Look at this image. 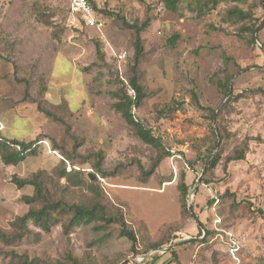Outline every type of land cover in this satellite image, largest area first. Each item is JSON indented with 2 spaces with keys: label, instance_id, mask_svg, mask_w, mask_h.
<instances>
[{
  "label": "rangeland",
  "instance_id": "rangeland-1",
  "mask_svg": "<svg viewBox=\"0 0 264 264\" xmlns=\"http://www.w3.org/2000/svg\"><path fill=\"white\" fill-rule=\"evenodd\" d=\"M93 1L101 29L71 23L68 0H0V136L37 140L35 155L0 162V232L12 234L11 222L38 206L23 199L33 188L12 177L42 171L49 198L120 214L136 243L115 222L65 229L62 217L48 231L28 222L19 241L0 240V264H264V29L252 32L264 0H179L176 12L161 0ZM147 18L144 95L132 113L160 149L113 108L119 72L131 74L130 26ZM216 137L219 161L205 171ZM240 149L244 158L228 161Z\"/></svg>",
  "mask_w": 264,
  "mask_h": 264
},
{
  "label": "trees",
  "instance_id": "trees-1",
  "mask_svg": "<svg viewBox=\"0 0 264 264\" xmlns=\"http://www.w3.org/2000/svg\"><path fill=\"white\" fill-rule=\"evenodd\" d=\"M166 8V10H170L172 12L177 11V6L179 0H161ZM36 2V1H32ZM91 2L94 4L96 9L101 12V9L97 7L93 0ZM218 2V0H214V3ZM69 4V2H68ZM69 9V5H68ZM150 19H146L143 23L137 26H130L134 28L135 38L133 42L134 48V56H133V64L131 66V74L128 78H123L121 73L120 79L122 81L121 87L119 88L116 98L118 99L114 104L113 108L117 112H119L122 118L126 121V123L133 128L137 136L146 144L151 145L160 149V144L157 138L151 133L149 129H147L140 121L136 120L132 110L134 107L140 104L141 99L143 97L142 86L138 82V65L140 59L143 56V45L141 38V31L149 24ZM264 20L253 29V33L256 34L260 29H262ZM177 38L176 35L170 38V42H174ZM97 53L99 54V47L96 48ZM118 70V68H117ZM119 71V70H118ZM118 74V75H119ZM128 89L133 90V95L128 93ZM223 89L225 93L229 92V88L227 83L223 84ZM37 108L39 111L44 113L46 116L52 117L54 119H58L60 122L64 121L61 118H58L48 109L41 106V102H37ZM215 113L212 112L211 120H215ZM66 127V131L69 130V126L64 124ZM219 140L221 139V134L218 130L217 132ZM37 140H19V139H9L3 136H0V162L5 165H16L22 161H24L27 157L33 156L36 154L35 146ZM219 141L217 137L214 140V143L211 149L202 156V160L204 163L205 171L209 168L215 167V165L219 161V156L217 152L213 153V150L218 146ZM245 150L240 149L236 150L235 154L229 156L228 161L243 159L245 155ZM163 152L165 153L164 149ZM161 155L156 159L157 161L160 159ZM155 165V164H154ZM154 165L146 172L147 174L151 173L154 170ZM42 171H38L36 173L31 174L29 177H18L13 176L12 182L18 188H24L26 186H31L33 188V193L31 195L23 196V199L26 203L32 205L36 204L37 207H29L28 210L22 215L16 217L12 222L11 226L14 227V231L10 235H6L0 232V240L5 244H11L16 241H19L23 235L27 231V223L32 222L34 225L40 227L41 229L48 231L54 223H56L60 218L67 217L68 221L64 223L65 229L78 225L80 223H89L93 220H103L106 222H115L120 226V234L126 236L134 245L136 243V238L134 233L126 227V223L124 222L122 216L120 214H116L115 216H106L103 210V206L96 203L92 206L78 204V203H69L62 198L59 199H51L48 196L47 191L43 186L42 181ZM69 172H66L65 168H63L59 174L60 177H68ZM180 193H181V207L183 210L186 209L185 197L188 194V187L181 182L179 185ZM210 201L207 202V204ZM192 210V209H190ZM192 217L196 220L197 225L201 228V222L198 218L191 213ZM174 252L173 250H170ZM175 257V256H174ZM72 264H77L74 259H70ZM174 261H178L177 258H174Z\"/></svg>",
  "mask_w": 264,
  "mask_h": 264
},
{
  "label": "built area",
  "instance_id": "built-area-1",
  "mask_svg": "<svg viewBox=\"0 0 264 264\" xmlns=\"http://www.w3.org/2000/svg\"><path fill=\"white\" fill-rule=\"evenodd\" d=\"M25 1H38V0H25ZM69 2V21L74 23L75 26H85L96 29H101L105 25V20L100 11L96 9L91 0H68ZM264 29V23L262 26ZM259 44V43H258ZM128 54L127 51H121L116 54L119 62L125 61ZM128 93L133 95V90L128 89ZM1 129V125H0Z\"/></svg>",
  "mask_w": 264,
  "mask_h": 264
},
{
  "label": "water",
  "instance_id": "water-1",
  "mask_svg": "<svg viewBox=\"0 0 264 264\" xmlns=\"http://www.w3.org/2000/svg\"><path fill=\"white\" fill-rule=\"evenodd\" d=\"M88 176H89L90 179H94L96 177L94 174H88ZM199 180H200V177L198 178L196 183H198Z\"/></svg>",
  "mask_w": 264,
  "mask_h": 264
}]
</instances>
